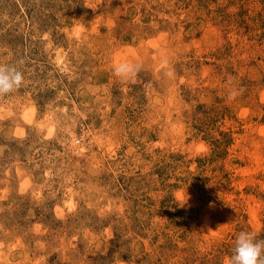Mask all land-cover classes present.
<instances>
[{"label":"rangeland","instance_id":"374dc122","mask_svg":"<svg viewBox=\"0 0 264 264\" xmlns=\"http://www.w3.org/2000/svg\"><path fill=\"white\" fill-rule=\"evenodd\" d=\"M0 65V264L264 240V0H0Z\"/></svg>","mask_w":264,"mask_h":264},{"label":"clouds","instance_id":"9594fccd","mask_svg":"<svg viewBox=\"0 0 264 264\" xmlns=\"http://www.w3.org/2000/svg\"><path fill=\"white\" fill-rule=\"evenodd\" d=\"M114 71L117 76H134L139 68L125 64L116 67ZM22 80L23 74L15 67L0 65V95L18 88ZM236 95L235 91L231 92L229 99H234ZM226 264H264V240H257L252 232L241 231Z\"/></svg>","mask_w":264,"mask_h":264},{"label":"built area","instance_id":"2783aa9c","mask_svg":"<svg viewBox=\"0 0 264 264\" xmlns=\"http://www.w3.org/2000/svg\"><path fill=\"white\" fill-rule=\"evenodd\" d=\"M77 142H80V139H77Z\"/></svg>","mask_w":264,"mask_h":264}]
</instances>
